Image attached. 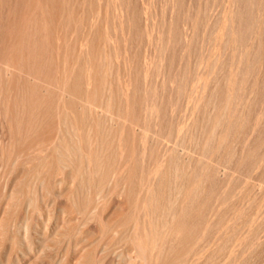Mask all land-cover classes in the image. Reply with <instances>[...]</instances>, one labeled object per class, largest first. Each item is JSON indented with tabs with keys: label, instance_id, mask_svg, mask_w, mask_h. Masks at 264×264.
Returning a JSON list of instances; mask_svg holds the SVG:
<instances>
[{
	"label": "bare ground",
	"instance_id": "1",
	"mask_svg": "<svg viewBox=\"0 0 264 264\" xmlns=\"http://www.w3.org/2000/svg\"><path fill=\"white\" fill-rule=\"evenodd\" d=\"M0 264H264V0H0Z\"/></svg>",
	"mask_w": 264,
	"mask_h": 264
}]
</instances>
